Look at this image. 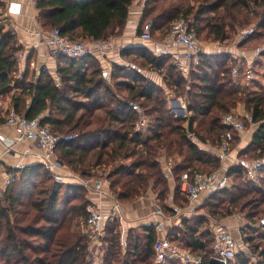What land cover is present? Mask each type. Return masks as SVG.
<instances>
[{
    "label": "trees",
    "instance_id": "16d2710c",
    "mask_svg": "<svg viewBox=\"0 0 264 264\" xmlns=\"http://www.w3.org/2000/svg\"><path fill=\"white\" fill-rule=\"evenodd\" d=\"M131 2L35 0V7L42 27H58L62 34L74 39L105 40L121 32ZM2 7L0 0V18ZM242 11L251 13L257 30L262 31L264 0H145L138 33H142L143 24L148 20L150 33L156 30L168 33L172 21L185 18L198 36L205 30L212 40L221 41L226 38L225 27L241 22L238 16ZM249 36L247 34L240 45ZM14 42L12 29L0 25V98L7 97L14 110L27 118L38 117L39 122L54 133L73 135L72 139L58 143L54 149L57 159L81 178H105L122 203L133 201L148 188L157 193L159 200L167 198L169 185L160 163L162 154L171 159L176 155L182 157L175 158L171 166L175 181L173 193L179 189L183 172L192 174L217 169L220 166L217 155L207 153L199 142L188 136V131L198 140L203 139L194 123L197 125L206 119L205 133L215 132L218 143L228 130L221 123L220 115L242 101L252 121L257 123L249 143L251 147L247 149L252 153L250 159L260 165L256 174L258 182L246 177V167L239 161L228 167L229 186L205 199L210 198L207 204L210 215L219 218L234 212L244 215L246 222L240 231L247 249L235 253L233 264H264V245L257 240L264 239V226H249L250 222L264 216V93L239 88L241 66L238 63L244 57L234 56L235 60L227 65L225 59L230 56L229 52L201 50L199 62L191 70L193 77L187 83L185 74L169 56L139 48L140 56L162 74L163 86L138 69L117 61L112 63L111 82H108L95 55H60L63 61L56 65V84L55 77L47 70L33 78H28V70L23 76H16L19 47ZM126 53L134 55V51L124 48L119 52L120 55ZM258 54L264 56V47H259ZM121 87L126 90L122 96L116 92ZM171 91L183 95L187 101L186 109L190 112L187 126L178 124V119L170 112L165 94ZM135 105L140 106L148 118L144 130L135 128L138 119ZM0 119L4 118L0 116ZM206 164L210 165L209 169L203 168ZM44 168V162L25 165L0 196V264H184L174 257L156 260L153 249L156 232L149 223L140 226L139 232L128 229L122 243L119 221L107 220L98 251L89 249L84 233L72 227L73 219H84L88 214L91 204L86 196L88 190L82 184L56 183L48 172L49 183L36 185L30 194L29 205L35 212L21 224L15 204L24 205L23 192ZM72 196L79 201L67 207ZM207 219L204 214L186 217L182 219L183 229L179 235L176 231L167 234L172 245L201 254L200 264H209L213 254L211 230L199 229ZM26 235L35 238L29 240ZM98 254L100 263L94 260Z\"/></svg>",
    "mask_w": 264,
    "mask_h": 264
},
{
    "label": "built area",
    "instance_id": "2783aa9c",
    "mask_svg": "<svg viewBox=\"0 0 264 264\" xmlns=\"http://www.w3.org/2000/svg\"><path fill=\"white\" fill-rule=\"evenodd\" d=\"M3 1V0H1ZM2 23V16L0 18ZM151 22L148 20L143 24L141 37L143 39H150ZM36 33L39 39L44 43L51 54L54 56L67 55L71 57H80L88 54L95 56H102L105 51L113 45L114 40L110 39H74L61 33L58 27L45 28L38 27ZM168 35L171 44L181 47V60L175 63L180 71L184 74L188 71L187 66H195L199 62L200 42L198 35L193 27L190 26L189 20L185 18H177L171 22L168 28ZM16 57H21V53H17ZM45 67H41L40 71H45ZM38 70V73L40 72ZM249 72V70H247ZM56 84H58V76H55ZM138 113V119L135 122V128L144 130L148 124V118L143 113L140 106L135 105ZM0 116H2L3 123L13 129L17 140H30L36 148L37 156L41 158L45 167L50 169L53 174L54 181L61 182L62 175L55 171L61 164L54 156V149L62 140H70L73 135L64 134L59 135L54 133L47 125L41 124L38 117L27 118L23 113H19L10 104H6L0 98ZM244 120L252 122V115L245 113L228 112L221 118V123L227 127V131L223 133L215 147V153L220 161V166L211 172L195 171L192 174L183 172L180 176L179 191L190 201L202 200L208 195L224 189L230 184V176L228 175V167L224 162L232 159V133L241 134L245 130ZM188 136L197 142L199 140L195 135L188 131ZM173 160H167V166L172 164ZM233 164V163H232ZM25 165L18 164L14 169L7 171L3 179H0V196L5 192L6 187L14 180L18 170ZM260 165L255 168L248 167L245 175L247 178L257 181L256 172ZM83 184L88 187L91 193H95L98 197L109 196L112 203L105 210L98 203L91 204L88 209L87 216L80 220L78 227L84 233L88 243L89 249L98 251L100 239L104 236V225L107 220L122 218L121 202L117 199L114 191L109 187L108 181L96 176L90 179H84ZM165 211L162 205L156 204L152 212L149 214L148 223L152 225L156 232V239L154 242V252L156 260L161 261L165 258H178L184 264H200L203 260L201 254H194L188 248L175 247L169 243L164 235ZM251 228H259L264 226V217L249 223ZM212 235V249L215 257L228 264L234 258L238 248V241L234 234L222 224H215L211 229ZM247 249V248H246Z\"/></svg>",
    "mask_w": 264,
    "mask_h": 264
},
{
    "label": "crops",
    "instance_id": "0c3cea01",
    "mask_svg": "<svg viewBox=\"0 0 264 264\" xmlns=\"http://www.w3.org/2000/svg\"><path fill=\"white\" fill-rule=\"evenodd\" d=\"M145 0H132L129 9L128 17L124 23L121 32L114 36L113 45L108 48L102 56H96L100 66L103 69V74L107 77H110V68H107L106 64L110 65L113 62L120 59V49H128L129 51H137L139 48H146L149 52L153 54H166L169 56L172 62L181 60L180 50L181 47L178 45L171 44L170 37L167 32L160 33L159 30H156V38L143 39L141 33H138V28L140 20L143 13ZM2 11V23L6 28H11L15 35V46L19 47L17 53H21V57H16V71L15 75L21 77L28 70V78H33V75H38V70L40 71L41 67H45L48 72H50L54 77L56 76L55 69L58 63H62L60 56H54L49 51L48 47L42 43L39 39L36 29L42 27L37 18V9L35 7V0H3ZM207 52V50H205ZM16 53V54H17ZM137 53V52H136ZM241 57H246L244 54H236ZM251 58L250 55L247 56V59ZM243 62V59H242ZM176 65V63H175ZM151 78L157 83L161 84L162 78L158 74L152 75ZM164 86V84H163ZM6 104H10L9 99L6 97L3 99ZM29 102V100H28ZM170 111L176 116L177 123H182L181 125L187 126L189 111L186 109V105L183 101H180L178 98L171 101L169 105ZM238 113L243 114L241 111ZM244 115V114H243ZM185 117V119L182 118ZM201 143L202 148H206L208 151L215 149V146H211L207 143ZM214 154H216L214 152ZM55 159L56 156H53ZM232 159L229 162L237 163L239 161L233 162L235 157L232 155ZM170 157L162 154L160 157V163L163 170L167 173L168 185H169V194L166 198V204L164 206L165 216V229L164 235L166 236L170 232H175L179 235L183 229L182 218L190 217L195 213V202L199 201H190L188 200L179 189L177 192H174L175 181L172 175L171 166H167V160ZM58 160V159H57ZM173 160V159H172ZM59 161V160H58ZM35 162H43L41 158L37 156V151L32 141L26 140H17L15 132L13 129L3 123V120L0 119V179H3L5 173L14 169L18 164H32ZM61 164L57 168V173L62 175L61 182H72L77 184H82L84 188L88 190V198L91 203L99 204L105 210L112 203V199L109 196H97L95 193H91L88 187L83 184L84 178H81L78 174L73 172L71 169L67 168L59 161ZM258 165L256 163H250V165L255 168ZM247 170V169H246ZM258 172V170H257ZM256 172V174H257ZM86 179V178H85ZM179 197L185 198L189 203V206H183L177 200ZM159 199L154 194L153 189H147L143 194L139 195L133 202L122 203L121 202V212L124 218L122 217L119 221L121 228V242L125 240V235L130 228H134L136 231H141L140 226L148 224L149 214L152 212L153 208L157 204ZM141 204L138 208L136 206ZM131 205V207H130ZM143 205V206H142ZM147 206V209L144 207ZM201 213V212H198ZM202 214V213H201ZM224 225V224H222ZM243 224H238L237 227L240 228ZM225 226V225H224ZM226 227V226H225ZM171 245L172 243L169 242ZM176 248L178 246L173 245ZM181 248V247H180Z\"/></svg>",
    "mask_w": 264,
    "mask_h": 264
},
{
    "label": "rangeland",
    "instance_id": "374dc122",
    "mask_svg": "<svg viewBox=\"0 0 264 264\" xmlns=\"http://www.w3.org/2000/svg\"><path fill=\"white\" fill-rule=\"evenodd\" d=\"M192 3V1H191ZM197 4H195L196 6ZM250 13V11H249ZM211 16V14H209ZM208 15V16H209ZM238 20H240L241 22H236L234 26L232 27H225V34H226V38L224 40H212L211 36H207L205 30L201 31L199 33L198 39L200 42V49L205 51L207 50V52L213 53V52H229V57L227 58V60L225 59V62L227 65L231 64L235 58L234 56H237L236 54L239 55L240 54H244V59L243 62H240L238 64H240L241 66V70L239 72V76L240 77L237 80L238 86L240 89H244L247 92H257V93H264V56L258 54V49L259 47L263 48L264 47V28L262 29V31H258L256 28V19H254V17H252L251 13L248 15L245 11H242V13H240V15L238 16ZM227 22H229V19H226ZM2 25V24H0ZM4 29H6V26L2 25ZM154 30V29H153ZM153 33V34H152ZM151 33V38H156L157 33L154 31ZM250 34V36L248 37V39L242 43V45H240L242 39L247 35ZM121 50V49H120ZM139 51L137 49V51H134V55H131L130 53H126L121 54L120 59H118L117 62H121V63H125L129 66V68L134 67L136 69H138L139 71H141L144 74H147L149 77H151L152 75L158 74L160 76V78H162V74L158 73V71L155 70V68L151 67L149 64V62L147 63L145 59H143V57L140 56ZM137 52V53H135ZM228 54V53H227ZM251 58L247 59V56H249ZM167 61L163 64V71L166 70V66H167ZM237 65V64H236ZM107 68H110L111 71V67L112 64L108 65L106 64ZM152 69H151V68ZM178 68V67H177ZM193 66H187L188 71L185 72V77H186V82L189 83L190 79L193 77L191 70ZM249 70V72L247 71ZM108 82L110 81V77L107 79ZM161 84L163 83V80L160 81ZM186 83V84H187ZM165 86V85H164ZM116 92L122 96L126 94V90L125 87H121V88H117ZM165 94V93H163ZM166 96V100H167V104L168 106L171 104V101L174 99H179L180 101H183L186 105L187 108V101L184 98L183 95H179L176 94L175 92H167ZM235 112L237 113L238 111H241L243 114H249L250 111L245 107V104L242 101H238L236 103V105L231 108L230 110H228V112ZM171 112V111H170ZM224 115V113H222L220 116L222 118V116ZM183 119H185V117L182 116ZM220 118V120H221ZM201 121V120H200ZM178 124H182V123H178ZM244 124H245V130L243 133L241 134H232V142H231V148H232V155L235 157V159H233V162L236 161H242L247 169V166L250 165V163H256L257 161H254L253 159H250V155L252 154L250 149H247L248 147H251V144L249 145L251 138H252V134L255 131L256 127H257V123L256 122H249L247 120H244ZM194 125L199 129L200 134L202 135L201 138L203 139H199L200 142L203 143H207L211 146H215L217 144V140L218 137L216 135L215 132H211L209 133H205V129L207 128L208 122H206V119L204 121L198 122V124L196 125V123H194ZM201 146V143L199 144ZM202 147V146H201ZM206 150L207 153L213 154L215 152V149L212 151H208L206 148H204ZM262 152L264 155V147L262 148ZM178 156V157H177ZM249 156V157H248ZM57 158V157H56ZM175 158L177 160L182 159L181 156L176 155L173 157V160H175ZM174 162V161H173ZM228 164H232L231 162L227 161L224 162V165H228ZM229 165V166H230ZM208 167H210V165L206 164L203 166L204 169H209ZM55 171H57V168L55 169ZM41 173L39 174V176L32 181V184L23 192V195L21 196L22 201L24 202V205H18L15 204V208L16 210L19 212L18 213V217L21 219L20 223L24 224L26 222V220L28 218H30L32 216V214L35 212L32 207L29 205V199H30V194L32 191L35 190L36 185H42V184H48L50 179H47V173L48 172L51 176V179L53 180V174L52 171L48 168H44V170L42 169V171H40ZM43 178V179H42ZM258 182V181H257ZM150 189V188H149ZM154 194H157L156 192H154ZM88 195V193H86V196ZM207 199V198H206ZM205 198L199 201H196L195 204V214H204L208 219L206 220V223H203L199 229L203 230V229H208L211 230L213 228V226L215 224H224L226 227L229 228V230L234 234V236L236 237L237 241H238V248L237 251L240 249H246L247 248V243L244 242L242 240V233L240 231V228L237 227L238 224H245L246 220L244 219V215L243 213L240 212H234L231 215H227L224 217H218L217 215H210L209 212V207H208V202L210 201V198H208L206 200ZM166 198L161 199L157 202V204L162 205V204H166L165 201ZM79 201V199L73 198V196L68 200L66 206L68 207L69 204L73 203V202H77ZM180 204H182L183 206H186L191 203H189L185 198L179 197V200H177ZM133 202V201H130ZM128 202V203H130ZM123 203H127V202H123ZM138 205V204H137ZM140 205L136 206V207H140ZM143 206V205H142ZM66 207V208H67ZM131 207V205H130ZM162 207L164 208V206L162 205ZM144 209H147V206L144 207ZM68 214V210H66ZM201 212V213H198ZM12 215V214H11ZM13 216V215H12ZM124 218V216H122ZM264 217V216H263ZM14 218V216L12 217V219ZM83 217H76L75 219L72 220V227L76 230H80V228L78 227V223L80 222L79 220H82ZM183 219V218H182ZM262 230V229H261ZM81 231V230H80ZM23 236V235H22ZM26 238H28L29 240L34 239L35 237L33 236H29L26 235ZM39 240V238H38ZM257 240H260V245H264V239L259 238ZM100 254H98L96 256V258L94 259L97 263H100ZM235 258L232 259L231 263H234Z\"/></svg>",
    "mask_w": 264,
    "mask_h": 264
},
{
    "label": "water",
    "instance_id": "95a60500",
    "mask_svg": "<svg viewBox=\"0 0 264 264\" xmlns=\"http://www.w3.org/2000/svg\"><path fill=\"white\" fill-rule=\"evenodd\" d=\"M208 263L209 264H224L223 261L215 258V257H211L209 260H208Z\"/></svg>",
    "mask_w": 264,
    "mask_h": 264
}]
</instances>
